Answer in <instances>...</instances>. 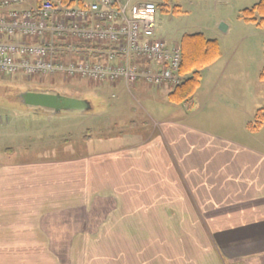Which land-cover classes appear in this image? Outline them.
I'll return each instance as SVG.
<instances>
[{"label": "crops", "instance_id": "obj_1", "mask_svg": "<svg viewBox=\"0 0 264 264\" xmlns=\"http://www.w3.org/2000/svg\"><path fill=\"white\" fill-rule=\"evenodd\" d=\"M227 68L192 116H164L117 145L84 136L107 150L82 157L81 179L66 188L47 177V163L0 165V264H264V125L246 129L264 88L242 71L256 89L251 101L213 96ZM73 208L82 212L64 215ZM73 249L80 259H63Z\"/></svg>", "mask_w": 264, "mask_h": 264}, {"label": "rangeland", "instance_id": "obj_2", "mask_svg": "<svg viewBox=\"0 0 264 264\" xmlns=\"http://www.w3.org/2000/svg\"><path fill=\"white\" fill-rule=\"evenodd\" d=\"M145 1L164 4L156 12L154 33L167 45L178 43L184 34L202 33L206 38L217 40L220 46L223 56L211 68L201 72V86L193 95L191 107L184 103H169V85H142L143 91L137 93L132 84L128 90L121 84L95 83L78 78H70L65 82L60 77H52L39 82L38 78L33 77L27 82L21 76L12 78L0 75V92L4 91L3 95L0 93L1 166L17 163L20 159L47 163V177H52L56 184L66 182L59 185L61 189L66 188L69 179H81L85 170L81 169L82 157L107 150L89 147V143H84V136H90V144L95 146L103 144L105 147L108 143L117 145L121 137H127V140L132 132L140 137L146 135L147 132L143 134L142 130H154V120L158 121L164 116L172 119L175 115L183 116L188 110L192 116L198 109L196 103L213 87V76H220L224 66L228 68L213 96L218 97L221 89L229 100L251 101L256 89H251L246 77L238 75L242 71L244 76H252L264 88L258 77L259 68L264 66V29L240 17L243 9L250 8L260 0H130V4ZM221 23L226 26L225 30L220 28ZM40 85L46 86L50 93L85 99L90 102L91 109L86 112L70 110L53 114L49 110L39 111L19 102H10L14 90L38 91ZM141 120L146 122L144 126H140ZM52 163L71 166L66 170L51 172L48 167ZM79 196V199L83 198ZM98 204V198H95L89 203V208L93 211ZM80 212V208H73L66 210L64 215L76 217ZM81 236L85 238V235ZM80 252L74 249L63 251V259H78ZM237 263L248 264L240 260ZM223 264L234 263L224 260Z\"/></svg>", "mask_w": 264, "mask_h": 264}, {"label": "built area", "instance_id": "obj_3", "mask_svg": "<svg viewBox=\"0 0 264 264\" xmlns=\"http://www.w3.org/2000/svg\"><path fill=\"white\" fill-rule=\"evenodd\" d=\"M157 5L0 0V75L178 86L181 50L154 33Z\"/></svg>", "mask_w": 264, "mask_h": 264}, {"label": "trees", "instance_id": "obj_4", "mask_svg": "<svg viewBox=\"0 0 264 264\" xmlns=\"http://www.w3.org/2000/svg\"><path fill=\"white\" fill-rule=\"evenodd\" d=\"M163 5H157V8L159 9ZM240 17L245 22L253 23L264 29V0H260L250 8L243 9L240 12ZM179 46L181 50L179 70L182 75H185V78L180 85L167 94V100L172 104L184 103L190 106L193 95L201 83V71L220 58L221 50L217 40L206 38L202 33L184 34L179 41ZM258 77L264 84V66L260 69ZM61 80L68 82L70 78L61 77ZM38 88H41V91H47L45 86ZM21 91L20 89L14 90V96H17ZM0 93L3 95L4 91ZM263 125L264 89L262 106L254 112L252 120L246 123V129L250 132H257Z\"/></svg>", "mask_w": 264, "mask_h": 264}, {"label": "water", "instance_id": "obj_5", "mask_svg": "<svg viewBox=\"0 0 264 264\" xmlns=\"http://www.w3.org/2000/svg\"><path fill=\"white\" fill-rule=\"evenodd\" d=\"M220 28L225 30L226 26L221 23ZM18 98L21 105L31 106L37 109H49L53 111V114L70 110L86 112L91 109L89 101L64 96L59 93L52 94L22 90Z\"/></svg>", "mask_w": 264, "mask_h": 264}, {"label": "flooded vegetation", "instance_id": "obj_6", "mask_svg": "<svg viewBox=\"0 0 264 264\" xmlns=\"http://www.w3.org/2000/svg\"><path fill=\"white\" fill-rule=\"evenodd\" d=\"M9 100H11L10 102H19V98H18V95L17 96H14L13 98H10Z\"/></svg>", "mask_w": 264, "mask_h": 264}]
</instances>
